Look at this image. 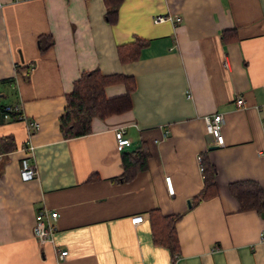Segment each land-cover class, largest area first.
Wrapping results in <instances>:
<instances>
[{
    "label": "crops",
    "instance_id": "crops-1",
    "mask_svg": "<svg viewBox=\"0 0 264 264\" xmlns=\"http://www.w3.org/2000/svg\"><path fill=\"white\" fill-rule=\"evenodd\" d=\"M106 10L103 0H0V138L16 146L0 153V264H171L169 248L154 242L152 211L159 221L178 216L174 264H264V212L241 211L229 192L252 181L264 194V0H123L115 23ZM40 36L53 39L44 52ZM135 38L146 45L121 63L118 46ZM93 69L132 77L131 106L63 139L65 94ZM104 92L121 96L125 85ZM14 105L37 130L4 118L2 108ZM214 113L224 119L220 142L203 121ZM117 128L131 142L125 150ZM140 146L147 167L118 180L121 153ZM202 155L217 192L192 204ZM24 157L36 165L28 181L19 175ZM45 207L58 213L55 247L33 237ZM138 215L142 222L131 223Z\"/></svg>",
    "mask_w": 264,
    "mask_h": 264
},
{
    "label": "trees",
    "instance_id": "trees-1",
    "mask_svg": "<svg viewBox=\"0 0 264 264\" xmlns=\"http://www.w3.org/2000/svg\"><path fill=\"white\" fill-rule=\"evenodd\" d=\"M122 1L103 0L107 9L105 13L107 22L115 23L117 8ZM38 40L41 52L46 51L53 45V39L50 36H40ZM145 45V41L135 38L133 42L118 46L119 61L121 63L135 61L141 48ZM114 83H123L125 85V93L121 96L108 98L104 89ZM133 89L134 83L130 76L120 74L104 75L97 69L82 71L79 78L73 82L72 90L65 94V105L58 119L62 138L70 139L87 135L91 132V121L93 118L104 119L112 114L128 110L131 106L130 94ZM11 118L15 119V114H11ZM15 147L12 137L0 138V153L9 152ZM147 156V151L143 146L122 152L121 163L123 170L118 180L123 182L131 181L139 171L147 167ZM200 165L203 187L200 193L193 198L192 204L212 198L217 192L214 166L205 155L201 156ZM229 192L236 199L241 211L254 210L260 213L264 212V194L255 182L246 181L231 184L229 185ZM157 215L156 211L150 212L154 242L169 248L171 264H174L178 245L175 232V223L178 216L163 217V221H159Z\"/></svg>",
    "mask_w": 264,
    "mask_h": 264
},
{
    "label": "built area",
    "instance_id": "built-area-1",
    "mask_svg": "<svg viewBox=\"0 0 264 264\" xmlns=\"http://www.w3.org/2000/svg\"><path fill=\"white\" fill-rule=\"evenodd\" d=\"M166 19H170L165 16H155L153 21L155 23L162 22ZM175 21H178L179 18H175ZM173 20V21H174ZM235 105L238 108H244L245 103L241 96H236L234 100ZM11 114H15V119L24 121L26 123L27 130L29 132L35 131L38 129V124L34 120H30L25 117L20 111L18 105L14 106H4L3 108V116L6 119L11 117ZM203 121L205 124V130L208 134L213 136L216 141H221V128L223 126V115L220 113L208 114L203 116ZM114 137L116 141L117 148L121 150H125L130 146V140L124 136L122 128H117L114 130ZM26 151L31 152L33 150V146H26ZM20 178L23 181H28L36 177V165L33 162H30L28 158L24 157L21 159L20 163ZM166 189L169 194H173V187L170 182L169 177H165ZM58 213L55 210H51L49 208H40L37 210L35 214V221L33 225V237L37 240L39 245L51 244L55 247V236H56V225L55 222L57 220ZM144 219L143 215H138L131 218V223L138 224L141 223ZM260 240H264V229L261 231L259 235ZM68 255L67 250H60L57 252V257L59 259H63Z\"/></svg>",
    "mask_w": 264,
    "mask_h": 264
}]
</instances>
